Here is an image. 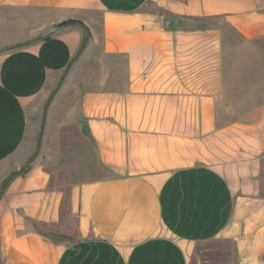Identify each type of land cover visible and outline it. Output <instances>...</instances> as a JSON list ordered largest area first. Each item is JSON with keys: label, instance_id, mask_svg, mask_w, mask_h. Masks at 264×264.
Here are the masks:
<instances>
[{"label": "crops", "instance_id": "0c3cea01", "mask_svg": "<svg viewBox=\"0 0 264 264\" xmlns=\"http://www.w3.org/2000/svg\"><path fill=\"white\" fill-rule=\"evenodd\" d=\"M3 9L44 11L50 26L81 21L91 38L49 105L37 158L0 195V264H264V63L222 27L178 26L222 22L253 43L264 39V0H0ZM83 38L67 25L0 52V177L33 153L45 101ZM241 102L259 105L236 115ZM84 146L100 177H84Z\"/></svg>", "mask_w": 264, "mask_h": 264}, {"label": "rangeland", "instance_id": "374dc122", "mask_svg": "<svg viewBox=\"0 0 264 264\" xmlns=\"http://www.w3.org/2000/svg\"><path fill=\"white\" fill-rule=\"evenodd\" d=\"M1 19H2V25L0 26V44L5 45L10 42L7 41H17V37H19L20 34H22L26 30H30L36 26H40L42 24L50 26V16L48 13L44 11H36V10H20V9H3L0 10ZM163 20H170L172 19L167 14H164L162 16ZM47 23V24H46ZM169 25V23H168ZM221 25V26H220ZM178 26L182 27L184 29H195V28H208L213 26H218L224 28L223 31L225 39L228 43L242 46V48L246 47H256L258 49L259 54H254L251 57L253 58L254 62L258 63H264V39L248 43L244 40H239L238 35L232 34L230 31H228L224 26V24L221 22H212V21H206L203 19H192V18H184L180 22H178ZM39 33V32H38ZM14 39V40H13ZM0 45V46H1ZM247 55H243L242 58L245 59ZM243 80L247 84H255L258 82V79L249 73V75H246ZM62 91L60 92L59 96H61ZM73 94V93H72ZM56 105V101L53 103L52 106ZM234 108V111L236 115H243L245 113H248L250 110H252L255 106L259 105L258 103H248V102H241V103H233L231 104ZM54 107H52L49 110V113L51 115V112ZM85 145V144H84ZM85 147V146H84ZM84 156L86 158L85 163L88 161V167L84 168V177H100L101 176V168L99 165H96L95 162H93V151L90 147H85ZM87 170H90L89 172H86ZM51 170V169H50ZM94 170V171H92ZM1 173V170H0ZM7 175V174H6ZM6 175H3L0 177V183L4 179ZM210 246H207L206 248H209ZM212 248V247H211ZM195 264V263H194Z\"/></svg>", "mask_w": 264, "mask_h": 264}, {"label": "water", "instance_id": "95a60500", "mask_svg": "<svg viewBox=\"0 0 264 264\" xmlns=\"http://www.w3.org/2000/svg\"><path fill=\"white\" fill-rule=\"evenodd\" d=\"M67 25H75V26H79L80 28L83 29V31H84L83 42H82L80 48L77 50V52L71 58L70 62L66 66L65 70L61 74L59 81L56 83L52 92L50 93V95L47 97V99L45 101V104H44L43 109H42L41 124H40V128H39V131L37 134L35 149H34L33 153L23 162V164L21 166H19L15 170H12L11 172H9V174L2 180V182L0 183V195L3 192L4 188L6 187V185L10 182V180L13 177H15L16 175H18L20 172L25 170L26 168H28L37 158V156L40 152V148H41L42 136H43V132H44V128H45V123H46L49 105L52 102L55 95L57 94V92L59 91V89L61 88L72 64L79 58V56L82 54L85 47L87 46V44L91 38V32H90L89 28L84 23H82L81 21L69 20V21H66L65 23H62V24L51 25L46 30H44V31H42V32H40L34 36H31L29 38H26V39H23L20 41H16V42H11V43L0 46V52L10 50V49L15 48V47L24 46V45L36 42L38 40L44 39V38L58 32L62 27L67 26Z\"/></svg>", "mask_w": 264, "mask_h": 264}, {"label": "trees", "instance_id": "16d2710c", "mask_svg": "<svg viewBox=\"0 0 264 264\" xmlns=\"http://www.w3.org/2000/svg\"><path fill=\"white\" fill-rule=\"evenodd\" d=\"M69 21V20H68ZM62 23H65V22H61V23H59V24H62ZM29 168V167H28ZM27 168V169H28ZM27 169H25V170H23L22 172H20L18 175H21V174H23ZM18 175H16V176H18ZM6 187H7V185H6ZM5 187V188H6ZM5 188H4V190H5ZM3 190V191H4ZM3 193V192H2ZM1 193V194H2ZM34 228L38 231V232H40L42 235H44V236H46V237H48L50 240H52L53 242H58L61 238L63 239V237L62 236H60L59 234H53V233H46V232H44L43 230H42V228L40 227V226H38V225H34Z\"/></svg>", "mask_w": 264, "mask_h": 264}]
</instances>
